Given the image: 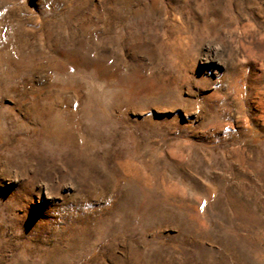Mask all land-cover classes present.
<instances>
[{
	"label": "rangeland",
	"instance_id": "obj_1",
	"mask_svg": "<svg viewBox=\"0 0 264 264\" xmlns=\"http://www.w3.org/2000/svg\"><path fill=\"white\" fill-rule=\"evenodd\" d=\"M0 264H264V0H0Z\"/></svg>",
	"mask_w": 264,
	"mask_h": 264
}]
</instances>
